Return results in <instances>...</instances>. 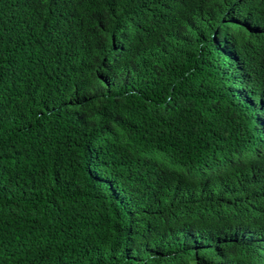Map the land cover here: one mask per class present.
<instances>
[{
    "label": "trees",
    "instance_id": "1",
    "mask_svg": "<svg viewBox=\"0 0 264 264\" xmlns=\"http://www.w3.org/2000/svg\"><path fill=\"white\" fill-rule=\"evenodd\" d=\"M0 264H264V0H0Z\"/></svg>",
    "mask_w": 264,
    "mask_h": 264
}]
</instances>
